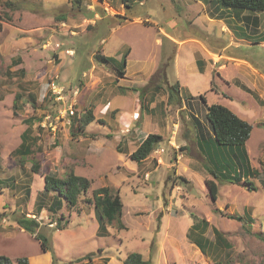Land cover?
I'll use <instances>...</instances> for the list:
<instances>
[{
  "label": "rangeland",
  "instance_id": "rangeland-1",
  "mask_svg": "<svg viewBox=\"0 0 264 264\" xmlns=\"http://www.w3.org/2000/svg\"><path fill=\"white\" fill-rule=\"evenodd\" d=\"M12 1L0 2V254L12 264L21 257L29 264H123L132 251L149 264H264V12L221 10L232 34L214 20L216 6L202 0H84L81 9L72 0ZM204 43L226 44L235 60L214 62ZM126 50L123 77L95 57L99 51L120 60ZM177 81L180 92L173 91ZM52 82L64 89L60 101ZM214 103L253 125L246 146L258 176L242 174L238 183L211 174L198 138L213 135L206 113ZM90 109L95 120L86 135L72 131L69 119ZM28 129L32 155L25 157L15 150ZM149 133L163 136L158 148L165 150L130 158ZM67 169L93 182L75 207L57 191L43 192L46 174ZM213 178L216 200L206 184ZM105 185L119 190L125 226L115 221L97 234L99 217L87 199ZM20 214L40 226L23 228ZM203 219L206 253L188 236ZM213 227L223 233L220 246ZM37 234L49 240L46 257Z\"/></svg>",
  "mask_w": 264,
  "mask_h": 264
},
{
  "label": "trees",
  "instance_id": "trees-1",
  "mask_svg": "<svg viewBox=\"0 0 264 264\" xmlns=\"http://www.w3.org/2000/svg\"><path fill=\"white\" fill-rule=\"evenodd\" d=\"M202 1L206 4L211 2L213 5L217 6L218 9L223 11L227 9L230 13L233 11L238 14L239 9L250 10L256 13L264 12V0ZM0 2L5 1L0 0ZM72 2L73 5L79 9L84 6V0H72ZM125 2L126 0H123V3ZM5 3L13 5L12 0H7ZM125 4L126 6H129L127 2ZM252 20L255 24H259L254 16ZM119 23H121V21H119ZM128 52L129 50H126L120 60L114 56H109L99 51L96 52L95 57L101 63H110L114 65L116 67L117 75L123 77L126 74L125 68L127 66ZM196 62L199 65V69L203 70V60L198 58ZM180 86V81H177L173 85V91L180 92ZM211 89L218 91L213 81ZM200 98H202L203 102H206V98L203 94H200ZM15 102H17V98H15ZM206 114L212 125L213 135L205 136L201 132L199 135L200 137L198 138V146L206 156L207 160H209L208 162H212V166L209 168L211 174L215 178H222L238 183L243 178L242 174L245 176L249 175L250 177L258 176L259 171L252 166L246 146V142L251 136L253 125L249 121L240 117L229 107L219 103L208 105ZM94 120L95 114L90 109L83 115L81 114L80 117L71 120L72 131H78L79 133L86 135L87 126ZM29 131L30 130L28 129L22 134V143L15 150L16 154H21L25 157L32 155L29 154ZM162 140L163 136L160 133H149L140 142L137 149L130 153V158L137 161H144L153 151H157V149H160L161 152H163L165 150L164 148H158V145ZM234 155L241 167L240 173L237 170L234 171ZM227 158H229V160H227ZM33 171H40V163L36 159H33ZM179 178L187 182L185 176H179ZM92 183L93 182L89 177L76 173L74 169H67L63 176L50 172L44 177L43 192H49L52 190L57 191L60 195H63L66 198L69 207H75L78 205L81 195L90 191ZM206 184L213 200L218 199L219 186L216 180L214 178L207 179ZM249 188H254L253 183L249 184ZM92 192V197L87 200L93 204L99 217L100 227L97 234L106 232V227L113 224L115 221L118 222V226L124 227L125 225L120 219L123 213L124 204L119 190L114 189L112 186L105 185L93 189ZM55 198L57 201L61 202V199L57 195H55ZM53 209L54 204L51 203L50 210L52 211ZM16 220L23 228L28 230L34 231L40 226L35 217H28L26 214H20V216L16 217ZM208 223L209 222L206 219H203L201 222L194 221L188 232L190 239H192L204 253H206V244L209 243L208 237L204 235ZM57 226H59V223H57ZM64 227H66V225H64ZM213 230L216 235V243L220 246L221 243L225 241L223 233L216 227H213ZM35 237L40 240L42 250L50 252L51 247L49 245V240L46 237H41L39 234ZM122 262L123 264H149L148 260L144 259L140 252L136 251L129 252ZM0 264H12V261L8 256L0 254ZM19 264H29V260L26 257H21L19 259Z\"/></svg>",
  "mask_w": 264,
  "mask_h": 264
},
{
  "label": "crops",
  "instance_id": "crops-1",
  "mask_svg": "<svg viewBox=\"0 0 264 264\" xmlns=\"http://www.w3.org/2000/svg\"><path fill=\"white\" fill-rule=\"evenodd\" d=\"M217 9V10H216ZM216 9L214 8V11H217V13L215 14V17L217 16V17H219V19H215L214 18V20H218V22L219 23H222V25H221V31L223 32V33H227V32H230V33H232V34H234L235 32L234 31H232V29H231V27H228L227 26V23L229 22V20H228V17H224V16H219V12L221 11L220 9H218V7L216 6ZM222 12V11H221ZM226 13H230L229 11H226ZM216 40L218 41V42H220V43H222V41L221 40H223L222 38H220V37H216ZM220 40V41H219ZM181 45V44H180ZM203 46L206 48V51L209 53V54H212L213 56H212V58L214 59V62H216V60H215V58L216 57H218V56H221V58H219V60H222V61H224V62H218V63H220L221 65H225L228 61H234L235 59H234V57L231 55V54H229V55H226L225 54V52L226 51H228V50H226L227 49V46H226V44H220V47H217V48H215V49H212V48H210L209 46H207L205 43L203 44ZM226 53H228V52H226ZM197 63V62H196ZM120 152V151H119ZM50 252H44L43 253V255H42V257H46L45 256V254H49ZM51 254V253H50ZM37 263V262H36ZM35 263V264H36Z\"/></svg>",
  "mask_w": 264,
  "mask_h": 264
},
{
  "label": "built area",
  "instance_id": "built-area-1",
  "mask_svg": "<svg viewBox=\"0 0 264 264\" xmlns=\"http://www.w3.org/2000/svg\"><path fill=\"white\" fill-rule=\"evenodd\" d=\"M53 92L52 96L55 98V100L60 101L64 96L62 95L63 93V87H61V85L56 84L55 82H52V89ZM68 111L70 113V116L75 114L74 111V105L73 104H69L67 108H65V111ZM69 122H71V118L69 119ZM158 152H160V149H157Z\"/></svg>",
  "mask_w": 264,
  "mask_h": 264
}]
</instances>
